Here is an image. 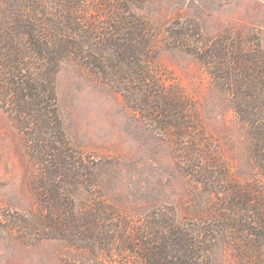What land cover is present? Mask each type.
Masks as SVG:
<instances>
[{"label":"rangeland","instance_id":"1","mask_svg":"<svg viewBox=\"0 0 264 264\" xmlns=\"http://www.w3.org/2000/svg\"><path fill=\"white\" fill-rule=\"evenodd\" d=\"M133 10L153 29L145 62L158 81L152 98L161 96L159 109H134L72 59L56 76L64 130L92 172L91 182L72 189L74 211L88 222L80 240L35 237L32 230L23 236L17 228L21 218L39 221L47 211L36 191L37 168L0 105V264H139L123 232L160 211L214 241L208 264H261L249 227L264 201V177L250 154L248 128L168 27L189 24L191 49L195 25L205 44L255 33L264 46V0H138Z\"/></svg>","mask_w":264,"mask_h":264},{"label":"trees","instance_id":"2","mask_svg":"<svg viewBox=\"0 0 264 264\" xmlns=\"http://www.w3.org/2000/svg\"><path fill=\"white\" fill-rule=\"evenodd\" d=\"M137 1L0 0V105L37 168L36 191L47 211L39 221H18L23 236L32 230L40 238L72 235L80 240L88 223L75 213L72 198V189L91 182L92 172L63 127L56 86L63 60L72 59L90 70L133 102L134 109L150 111L153 103L160 108L161 96L152 98L158 81L145 62L153 29L134 12ZM188 26L174 22L169 35L203 63L213 84L228 96L248 128L250 154L264 177V46L259 36L228 34L205 44L195 25L192 33L198 44L191 49ZM97 227L92 231L100 234ZM249 232L264 264V201ZM123 233L139 264H208L214 242L163 211L152 212Z\"/></svg>","mask_w":264,"mask_h":264}]
</instances>
